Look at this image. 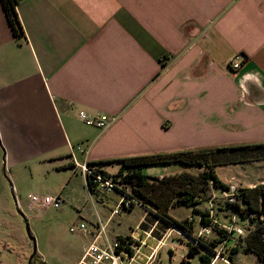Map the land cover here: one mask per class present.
Returning a JSON list of instances; mask_svg holds the SVG:
<instances>
[{"label": "crops", "instance_id": "crops-1", "mask_svg": "<svg viewBox=\"0 0 264 264\" xmlns=\"http://www.w3.org/2000/svg\"><path fill=\"white\" fill-rule=\"evenodd\" d=\"M2 6L0 210L7 205L3 173L18 191L34 174L66 171L67 187L76 189L82 178L95 206L82 222L109 226L121 192L104 218L99 210L109 201L101 196L114 190L96 184L90 191L83 164L264 142V0H19L22 36ZM238 52L245 60L231 71L227 63ZM82 109L114 119L100 129L79 118ZM110 163L91 167L113 174ZM247 167L231 163L215 171L229 188L264 183ZM186 168L172 163L156 174ZM63 191L56 192L65 204L71 196ZM90 238L85 233L78 247L65 245L62 257L76 264ZM20 241L18 250L5 246L23 264L31 249Z\"/></svg>", "mask_w": 264, "mask_h": 264}, {"label": "rangeland", "instance_id": "rangeland-1", "mask_svg": "<svg viewBox=\"0 0 264 264\" xmlns=\"http://www.w3.org/2000/svg\"><path fill=\"white\" fill-rule=\"evenodd\" d=\"M243 164L248 166V171H256L257 175H264V159L249 160ZM158 166H146L145 170L148 171V174L157 175ZM108 168L115 174L119 169V164L110 163ZM2 175L7 185L5 189L7 205L4 206V210H0V214L3 215L0 218V264H22L19 254L7 252L5 246L7 242L17 249L22 244L20 241L22 237L23 242H26L31 249L29 255L34 251L33 241L28 237L26 224H28L35 238L37 247L35 261H39L40 256H44L48 264H71L67 260L66 255L62 257L65 253L62 250L65 248V245L78 247L83 241L84 234L87 232H81L80 230L72 232L69 227L76 222H89L86 219L88 213L95 212L93 203L87 201L88 191L83 179L80 178L74 182L76 185V189H74L72 188V184L69 187L66 185L68 176L66 171H60L59 173L52 172L51 174L42 171L39 175L34 174L29 181H26L16 191L12 186L11 178H8L4 173ZM127 186L131 190V186ZM64 188L63 194L67 193L71 197H67L66 203L60 208L49 206L43 209L28 198V195L32 193L54 195L57 194L56 191L63 190ZM217 190L220 191V189L212 188L210 192L203 194L202 200L194 209L183 205L172 208L171 212L173 216L181 220L187 219L188 226L191 225L192 227L193 235L196 237L201 235L209 238V241L216 240L217 238L220 239L217 229L230 231L227 241H222L215 246V252L212 256L216 259L212 264H258L257 256L254 253H246L242 249L245 243L244 237L248 230L252 228L249 218L242 216L241 218H237L234 223L233 219H231L230 211L224 202L225 196L221 197L217 194ZM119 193L118 190H114L110 193V197H107L108 194L101 196L105 202L109 201L104 206L102 205L101 210H99L104 218L109 215L110 208L114 207L116 199L120 196ZM209 199H211L212 204L208 202ZM207 210H209L211 223L210 226L205 227L203 226L201 212ZM144 211L145 207L142 205H137L133 209H130V211L122 208L109 223V230L112 232L127 231L130 233L131 229L139 224L138 222L143 216ZM236 226L242 228V234L234 230ZM165 232H168V234L158 247L156 239H152V237L145 238L147 242L150 241L153 247H144L146 253L150 254L155 248V255H153L149 264H193L197 260V257L189 255L188 243L195 245V240L173 226H168L162 237L165 235ZM155 234L157 235L156 231ZM234 246H237V250L233 249ZM224 259H228V261ZM23 264H28V260Z\"/></svg>", "mask_w": 264, "mask_h": 264}, {"label": "trees", "instance_id": "trees-1", "mask_svg": "<svg viewBox=\"0 0 264 264\" xmlns=\"http://www.w3.org/2000/svg\"><path fill=\"white\" fill-rule=\"evenodd\" d=\"M0 1L14 34L16 36L24 35L16 10L19 0ZM261 159H264V142L246 143L238 146L204 147L176 152H155L87 164L91 166L92 164L118 162L119 169L115 174H110L97 166L94 168V172L104 177H111L114 183L119 185L117 189L122 190L128 198L132 199L131 209L136 205L145 207V217L140 226L144 229L153 226V232L155 236H158L157 238L162 237L168 226L180 229L196 242L195 245L188 243L189 255L197 257L193 264H211L215 246L222 241H227L230 231L217 229L220 239L216 240L209 241V238L201 235L196 237L193 235L191 225L188 226L187 219L181 220L174 217L170 210L182 205L194 209L202 200L203 194L210 192L212 188L220 189V191L227 190L229 187L221 182L215 171L216 166L231 163L241 164L249 160ZM172 163L188 168L180 172L164 174L161 177L144 171L146 166L159 165L161 167ZM93 177L92 174H88L87 177V185L92 192L95 191L97 184ZM127 185L131 186V190ZM225 204L230 211L231 219L233 214L237 218L242 216L249 218L252 228L244 237L245 243L242 249L246 253H254L257 256L258 264H264V183H258L253 187H238L235 201L226 200ZM201 218L203 226H210L209 210L202 211ZM233 249L237 250V246H234ZM35 258L34 256L31 264H35Z\"/></svg>", "mask_w": 264, "mask_h": 264}, {"label": "built area", "instance_id": "built-area-1", "mask_svg": "<svg viewBox=\"0 0 264 264\" xmlns=\"http://www.w3.org/2000/svg\"><path fill=\"white\" fill-rule=\"evenodd\" d=\"M244 55L242 53H236L232 59L228 61V67L231 71H236L242 67L244 61ZM79 118L82 119L88 125H96L100 129H104L110 125L114 117L110 116L107 113L95 112L89 113L82 109L79 112ZM82 145L75 146V150H81ZM74 157V155H72ZM83 171L86 174L94 175L93 180L101 187L106 190H116L117 186L111 177H104L101 174L94 172V168L88 166L87 164L82 165ZM237 188L235 185H232L228 191H222L225 193V198L227 201H235L237 196ZM119 190V189H117ZM121 192L120 201L116 204L115 208L111 211V216H114L120 212L122 208L131 209V198H128L125 192ZM28 197L31 201L40 205V208H47L49 206L53 208H60L64 204V198L61 193L57 194H29ZM232 219L235 223L237 217L233 214ZM107 221L99 220L97 223L88 226L85 222H79L77 224H72L69 229L74 232L80 230L81 232L89 233L92 238L87 243L82 253L81 258L77 261L76 264H149V261L155 255V248L151 253L147 254L144 250V247L153 248L150 241H146L145 238L152 237V239L157 240V247L160 238H157L153 234V226L149 229H144L140 224L135 228L131 229L129 234L126 235H117L111 236ZM141 223V222H140ZM238 233L242 234L243 230L240 226L234 227ZM142 235V236H141ZM148 248V249H149ZM150 250V249H149ZM214 257L212 260H215ZM223 259V258H222ZM228 261V259H224ZM232 263V261H230ZM211 263V264H212ZM37 264H43V262L38 261Z\"/></svg>", "mask_w": 264, "mask_h": 264}, {"label": "water", "instance_id": "water-1", "mask_svg": "<svg viewBox=\"0 0 264 264\" xmlns=\"http://www.w3.org/2000/svg\"><path fill=\"white\" fill-rule=\"evenodd\" d=\"M26 228H27V232H28V234H29L28 237L33 241V246H34V251H32V253L30 254L29 259H28V264H31L32 259H33V257L35 256V253H36V251H37V247H36V243H35L34 235L32 234V232H31V230H30L28 224H26Z\"/></svg>", "mask_w": 264, "mask_h": 264}]
</instances>
